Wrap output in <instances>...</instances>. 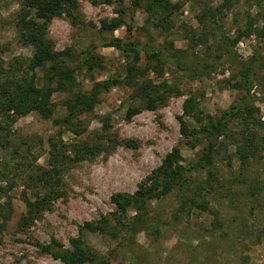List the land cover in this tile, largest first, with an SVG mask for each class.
<instances>
[{"label":"rangeland","instance_id":"obj_1","mask_svg":"<svg viewBox=\"0 0 264 264\" xmlns=\"http://www.w3.org/2000/svg\"><path fill=\"white\" fill-rule=\"evenodd\" d=\"M76 2L73 17L63 14L50 22L48 38L55 51L73 54L68 65L76 70L84 92L95 82L114 85L99 94L91 112L81 116L76 127L80 135L36 114L20 118L13 126L15 136L34 141L37 160L17 159L12 166L20 168L22 176L36 167L46 169L49 140L68 148L99 144L102 151L93 159L70 163L62 173L59 195L32 220H23L25 186L23 179H15L8 197L0 198V204L9 198L13 210L0 238V264H64L38 246H52L55 241L59 247L53 246L54 250H72L70 242L78 238L108 264H264V129L258 131V149L247 165L242 166L228 139L218 148L211 166L193 173V181L209 191L204 196L208 211L175 215L180 202L173 193L145 206L147 226L142 227L134 210L118 222L112 216L116 207L111 201L118 194L133 195L172 150L180 151L184 165L202 152L204 145L191 149L180 134V117L189 128L197 126L183 115L185 103L194 102L203 116H219L243 95L238 73L254 56L253 102L264 122V0H170L176 7L161 27L143 4L135 7L132 0H124L123 5L116 0ZM209 9L212 14L201 22ZM121 10H127L124 24L111 33L102 32V23L120 18ZM19 13L18 0L0 2V52L7 63L15 57L30 58L33 53L18 41ZM250 23L251 33L247 29ZM112 38L126 46L137 44L142 67L154 64L147 50L166 49L176 54L180 69L164 62L156 73L149 71L148 77L177 84L180 94L168 97L155 111L131 100L135 86L123 81L124 54L103 45ZM89 53L103 57L101 68L87 69L83 60ZM62 100L60 94L52 98L54 118L66 113ZM133 107L139 113L127 119V110ZM105 125L107 132L103 131ZM231 130L238 128L233 125ZM125 141L135 142L136 147H127ZM28 194L31 201L36 199L34 192ZM104 218L109 220L107 233L85 229V224L96 226ZM127 223L140 230L131 232Z\"/></svg>","mask_w":264,"mask_h":264},{"label":"trees","instance_id":"obj_2","mask_svg":"<svg viewBox=\"0 0 264 264\" xmlns=\"http://www.w3.org/2000/svg\"><path fill=\"white\" fill-rule=\"evenodd\" d=\"M2 1L4 0H0ZM18 1L20 2V13L16 23L18 41L22 46L32 48L33 53L30 58L15 57L7 63L0 52V198L8 197V193L15 186V179H23L25 191L22 192V201L27 208L23 220L26 221V219L32 220L37 217L42 210L49 207L51 200L59 195L62 173L70 163L93 159L101 153L102 146L82 144L68 148L58 145L54 140H49L48 167L46 169L36 167L22 176L18 172L20 168L12 166L13 161L19 159L29 162V157L36 161V157H33L35 144L30 139L16 137L13 126L20 118L36 114L43 120H52L55 125L64 126L69 132L80 135L82 132L76 131V127L81 116L91 112L98 102L99 94L109 91L114 84L111 81L95 82L89 92H84L77 80L76 70L68 65L73 54L68 50L55 51L52 40L48 38L50 22L63 14L73 17V12L77 9L76 0ZM116 1L120 5L124 3V0ZM132 3L135 7L143 4L144 10L151 17L158 19L157 27H161L173 15L176 7L170 0H132ZM126 11H119L120 18L111 23L103 22L101 31L111 33L121 27L124 24L122 17L127 14ZM208 13L211 15L212 11L207 10L201 22L208 17L206 15ZM262 21L264 22V14ZM252 27L251 23L248 24L247 29L250 33ZM126 29L127 32L131 31L130 27L126 26ZM263 37L264 35H261V38ZM237 39L234 40V44ZM103 45L115 48L124 54L123 81L128 86H135L131 100L141 102L146 110L155 111L165 104L168 97L180 94L177 84L167 80L154 82L148 77L149 71L156 73L164 62H171L180 69L176 54H170L166 52L168 51L166 49L147 50L154 64L142 67L137 44L131 43L126 46L127 44H123L120 39L112 38L104 40ZM102 61V56L89 53L83 63L89 71H92L95 68H101ZM256 61L257 58L254 56L248 64L242 65L238 77L243 95L219 116H203L201 112H198L194 102L185 103L183 115L193 119L197 126L189 128L180 117V134L191 149L204 145L202 152L193 161L184 165L180 151L174 149L139 185L133 195L113 196L111 201L116 210L112 216L118 222L127 211L134 210L138 213L137 223L146 227L147 220L143 219L145 206L154 200L161 202L173 193L178 195L180 202L179 211H176L175 215L180 213L188 215L196 210L208 211L209 204L204 196L209 194V191L193 181V173L211 166L218 148L228 139H231L230 141L235 145L236 155L242 166L247 165L249 157H254L258 149L256 137L258 131L264 129V122L258 117L259 110L254 106L252 95L256 75V66L253 62ZM156 75L161 76V74ZM55 94L63 96L62 106L66 110L65 115L59 119L54 118L55 105L52 98ZM137 113H139L138 108H129L126 118L131 119ZM233 125L238 128L235 132L231 130ZM107 126H103L104 132H107ZM124 144L127 147H136L133 141H125ZM106 149L104 148V151ZM67 151H71V156ZM208 174L212 176V173L208 172ZM192 184H195L194 187ZM28 192H34L36 198L34 201L30 200ZM12 211L9 198L5 204H0V238L11 219ZM126 226L131 232L140 230V228H137V231L134 230L135 227L130 226L129 223ZM84 227L90 231L98 230L102 234L107 233L109 220L104 218L96 226L88 223ZM70 243L72 250H54L52 247L58 245L55 241H52V246L38 247L42 253L52 255L64 264H108L107 260L84 246L80 238L71 240Z\"/></svg>","mask_w":264,"mask_h":264}]
</instances>
